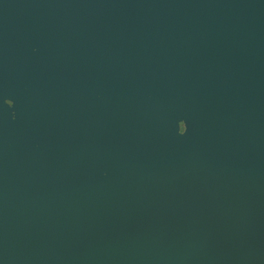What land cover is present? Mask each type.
Returning a JSON list of instances; mask_svg holds the SVG:
<instances>
[{"label": "water", "instance_id": "water-1", "mask_svg": "<svg viewBox=\"0 0 264 264\" xmlns=\"http://www.w3.org/2000/svg\"><path fill=\"white\" fill-rule=\"evenodd\" d=\"M0 264H264V0H0Z\"/></svg>", "mask_w": 264, "mask_h": 264}, {"label": "snow or ice", "instance_id": "snow-or-ice-1", "mask_svg": "<svg viewBox=\"0 0 264 264\" xmlns=\"http://www.w3.org/2000/svg\"><path fill=\"white\" fill-rule=\"evenodd\" d=\"M3 104L7 105L9 108H13L15 106L14 101L11 98H4ZM183 121H184L183 118H178V127H179L180 134H185L187 132V125L183 127V131H180V127L183 124Z\"/></svg>", "mask_w": 264, "mask_h": 264}]
</instances>
